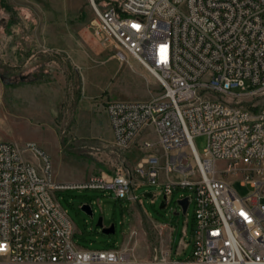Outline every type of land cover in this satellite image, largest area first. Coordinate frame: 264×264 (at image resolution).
<instances>
[{"label": "built area", "instance_id": "built-area-1", "mask_svg": "<svg viewBox=\"0 0 264 264\" xmlns=\"http://www.w3.org/2000/svg\"><path fill=\"white\" fill-rule=\"evenodd\" d=\"M88 1L101 29L159 84L147 101L104 107L112 150L144 157L131 169L122 159L111 174L57 184L35 144L0 141V264H264V0ZM144 184L162 188L164 206L174 189L191 192L179 199L193 205L191 257L141 262L123 248L75 245L57 191L137 202L133 191Z\"/></svg>", "mask_w": 264, "mask_h": 264}, {"label": "rangeland", "instance_id": "rangeland-1", "mask_svg": "<svg viewBox=\"0 0 264 264\" xmlns=\"http://www.w3.org/2000/svg\"><path fill=\"white\" fill-rule=\"evenodd\" d=\"M160 92L157 80L101 29L88 0H0V121L17 120L10 123V133L19 145L33 142L49 158L57 184L111 174L122 159L128 169L140 163L144 153L138 148L112 150L106 117L97 107L107 101H147ZM194 142L201 153L206 137ZM25 157L38 164L30 153ZM234 189L240 196L249 191L239 183ZM160 192V186L144 184L133 191L137 202L117 200L111 191L65 190L55 196L81 249L122 247L147 262L168 253L169 231L170 258L188 259L193 205L184 215L177 201L192 194L174 189L161 209ZM82 205L91 206V216ZM100 218L103 227L114 225L113 234L96 226Z\"/></svg>", "mask_w": 264, "mask_h": 264}, {"label": "crops", "instance_id": "crops-1", "mask_svg": "<svg viewBox=\"0 0 264 264\" xmlns=\"http://www.w3.org/2000/svg\"><path fill=\"white\" fill-rule=\"evenodd\" d=\"M85 94V92H84ZM108 102V101H107ZM105 103H103L102 105H99V107H97L99 109V112H102L103 115H105L106 117V122H105V129L108 131V138L110 140V142L112 141V134H111V130H110V126H109V121H108V118H107V115L105 113V110H104V107H105ZM1 110V108H0ZM11 117V116H10ZM13 121H17V120H14L12 119L10 122L8 123H2L0 121V141H7V142H10V143H13L17 146H22V145H19V143L17 142L16 139H14L13 135L10 133V123H12ZM95 126V125H94ZM27 143H33V142H27ZM34 144V143H33ZM36 162H37V159L33 158ZM92 175V174H91ZM91 175H89L88 177H90ZM145 194H150V193H145ZM144 194V196H145ZM152 194V193H151ZM146 197V196H145ZM148 198V197H147ZM152 199V198H151ZM161 227H165V226H161ZM165 229V228H164ZM163 229V230H164ZM166 231V230H164ZM167 234H168V247H167V250H168V254L170 255L171 257V247H170V236H169V231H167ZM119 248H122V247H119ZM179 254V253H178Z\"/></svg>", "mask_w": 264, "mask_h": 264}, {"label": "water", "instance_id": "water-1", "mask_svg": "<svg viewBox=\"0 0 264 264\" xmlns=\"http://www.w3.org/2000/svg\"><path fill=\"white\" fill-rule=\"evenodd\" d=\"M145 196L150 198V199L152 198V194L151 193L150 194H145ZM177 204L181 208V213L185 214L186 211H187V208H188V200H187V198H184L182 200H178ZM164 207H165L164 206V201L162 200V202L160 203V208L162 209ZM81 210L86 212L90 216L92 215V212H91L90 208L88 206H86V205L82 206ZM96 226L101 229V232L103 234L109 235V234H113L114 233V225H110L109 227H103L101 218L98 220Z\"/></svg>", "mask_w": 264, "mask_h": 264}]
</instances>
